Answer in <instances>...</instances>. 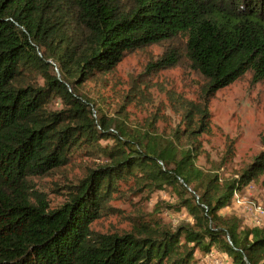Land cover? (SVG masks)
Wrapping results in <instances>:
<instances>
[{
	"label": "trees",
	"instance_id": "obj_1",
	"mask_svg": "<svg viewBox=\"0 0 264 264\" xmlns=\"http://www.w3.org/2000/svg\"><path fill=\"white\" fill-rule=\"evenodd\" d=\"M179 38L205 85L173 101L176 129L160 130L157 112L129 119L127 104L150 97L136 80L111 113L105 91L125 56ZM181 57L172 46L155 63ZM247 72L264 81V0H0V264H194L215 250L264 264V225L221 212L264 175V149L224 179L233 140L214 168L198 164L212 99ZM167 188L177 201L165 209L191 221L173 228L137 208L131 229L93 227L123 214L114 198ZM65 189L53 206L49 191Z\"/></svg>",
	"mask_w": 264,
	"mask_h": 264
},
{
	"label": "rangeland",
	"instance_id": "obj_2",
	"mask_svg": "<svg viewBox=\"0 0 264 264\" xmlns=\"http://www.w3.org/2000/svg\"><path fill=\"white\" fill-rule=\"evenodd\" d=\"M172 46H177L182 53L180 62L160 68L155 62ZM116 76L118 83L115 89L106 88L105 107L113 113L119 108L121 96L129 90L132 80L144 83V87L147 86L150 91V97L141 99L137 105L135 100L127 104L128 117L131 121L144 123L150 111L157 112L160 130H164L166 134H171L179 121L173 101L179 96L196 99L205 85L204 78L191 68L184 56L181 38L128 53L118 65ZM251 76L252 73L247 72L231 85L217 91L210 104L212 133L201 137L205 152L198 158V164L207 169H212L220 163L227 144L231 140L234 141L235 157L219 168L223 179L238 175L239 171L264 149V81L253 83ZM90 85L93 86L92 83ZM149 100H152L154 105L149 104ZM56 105L62 107L61 100H58ZM76 175L78 176V173ZM69 177L67 181L61 179L59 182H66V186L76 183L74 175ZM44 182L50 185L48 179ZM128 186V183H122L123 190H127ZM66 191L67 189L62 193L49 191L53 206L64 200ZM125 197L114 198L111 202L122 210V215L112 214L97 219L93 227L103 232L131 229L132 223L128 216L141 213L137 208H141L149 218L159 217L173 228L192 220L186 209L173 214L165 209L166 201H177L172 188L152 193L139 191ZM259 209L264 211V175L259 181L250 183L243 191L237 193L231 204L221 212L241 218L245 226L253 225L256 221L264 225V212ZM194 264H232V259L215 250L206 256L200 253Z\"/></svg>",
	"mask_w": 264,
	"mask_h": 264
},
{
	"label": "built area",
	"instance_id": "obj_3",
	"mask_svg": "<svg viewBox=\"0 0 264 264\" xmlns=\"http://www.w3.org/2000/svg\"><path fill=\"white\" fill-rule=\"evenodd\" d=\"M260 210V212H264L262 209H259ZM251 212H253V210L251 211ZM256 222H258V221H256ZM259 223V222H258Z\"/></svg>",
	"mask_w": 264,
	"mask_h": 264
}]
</instances>
